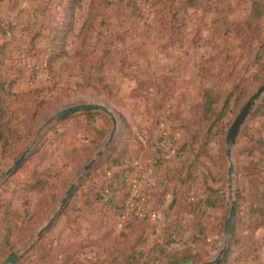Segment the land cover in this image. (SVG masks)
Instances as JSON below:
<instances>
[{"label": "rangeland", "instance_id": "obj_1", "mask_svg": "<svg viewBox=\"0 0 264 264\" xmlns=\"http://www.w3.org/2000/svg\"><path fill=\"white\" fill-rule=\"evenodd\" d=\"M132 1L0 0V24L8 32L0 34V78L16 82V95L3 102L18 135L13 140L6 132L9 146L0 143V262L35 243L67 190L84 174L83 167L106 143L96 150L97 140L75 132L76 123L112 130L111 120L101 113L47 123L66 108L101 104L114 112L117 133L152 140L172 131L188 161L197 163L194 184L202 193L210 192L209 186L219 193V206L213 204L212 212L186 219L189 225L200 222V230L190 240L194 252L182 257L203 264L228 244L220 264H264V96L233 151L239 230L235 239L234 230L229 240L224 237L230 212L226 136L264 85V0ZM211 99L216 114L202 122L205 112L199 106ZM217 115L222 116L218 121ZM65 132L68 136H61ZM206 137L211 142L207 154H201ZM246 147L250 153L240 155ZM86 148L95 154L83 155ZM110 148L84 174L69 214L63 212L53 225L63 233L52 235L67 243L64 249L74 242L85 246L77 250L81 264H110L121 251L117 234L103 238L117 225V217L106 212L112 191L105 167L98 171ZM59 149L80 150L83 163L75 169L76 158H64ZM26 151L22 166L5 178ZM71 237L80 241L71 242Z\"/></svg>", "mask_w": 264, "mask_h": 264}, {"label": "crops", "instance_id": "obj_2", "mask_svg": "<svg viewBox=\"0 0 264 264\" xmlns=\"http://www.w3.org/2000/svg\"><path fill=\"white\" fill-rule=\"evenodd\" d=\"M90 116L92 115L88 114L87 118H90ZM105 120L106 118H104V121ZM119 134L118 132L114 142ZM138 137L145 147L143 149L138 147L137 149L135 146L131 145L130 151L127 154V161L134 167V171L131 175L132 179L138 174L143 177L142 193L149 196L147 210L148 212L157 213L158 220H148L147 223L143 225L136 223V231L132 232L127 226V223H122L123 220L121 221V219L117 217L115 218L117 220V225L112 229L108 227V229L110 228V231H112L114 235H118V239L121 242V250L127 247V249H129V254L136 253L139 255L138 257L141 256V259L136 260V262H149L150 259L148 258H152V261H156L157 264H165L166 258L160 254L156 247L163 246L166 251L178 252L180 255L185 256L194 252L195 245L192 244L190 240L194 236H198V230H200V225L198 224L200 222L196 223L193 221L191 225L187 223L188 221H186V219L189 217L194 218V216L184 209L185 200L194 199L195 201L202 202L203 207L198 212L202 217L205 213L208 214L212 212L213 199L209 196L207 189L202 193V188L199 187L198 184H194L195 182H190V185L193 186L192 191L188 186L179 182L175 177V171L181 169V160H177L173 153L167 156L166 162L160 161L161 157L155 145L156 138H152L151 140L145 135L143 137ZM149 140H151V142L149 146H146ZM104 165L101 168L98 167V171L105 167L106 178L116 172V169L110 162L105 161ZM108 186L111 187L112 185L108 182ZM110 217L114 218V215ZM206 217L208 216L206 215ZM202 222L205 224V221L202 220L201 223ZM57 230L59 231L60 227H54L49 234L47 231L41 239L46 247L50 248L53 243L55 250L59 251L61 247L63 248L64 244L67 245V243L62 241L59 237H57V239L53 237L52 232L54 233ZM63 232L65 234V231ZM58 234L61 235L63 233L59 231ZM140 237H143L147 242L142 245L138 244L137 241ZM69 241H80V237H78V239L71 237ZM176 243L178 244L174 245ZM36 244L37 242L25 253L24 262L20 259L16 264H38V255L31 251ZM62 257L63 256H58L55 260H51L50 263L45 264H52L53 261L54 264H59V261L63 259ZM130 260L126 261L131 264L133 260Z\"/></svg>", "mask_w": 264, "mask_h": 264}, {"label": "trees", "instance_id": "obj_3", "mask_svg": "<svg viewBox=\"0 0 264 264\" xmlns=\"http://www.w3.org/2000/svg\"><path fill=\"white\" fill-rule=\"evenodd\" d=\"M144 1H149V0H144ZM133 3L137 4L138 0H134ZM133 3H131V4H133ZM105 4H108V2H106ZM245 25L248 26L247 23H245ZM12 31H13V29H12ZM0 34H2L3 37H6V35L8 34L6 29H4L1 24H0ZM2 79L3 78H0V143L4 142L3 148H5V147L9 146V142H8L9 137L6 136V132L11 134L10 138H12L13 140H16L18 138L16 131H13L11 128V116H7L9 111H8V108L5 107V104L3 102V101H5V97H13L16 95V93H14V91H13V86L16 85V82L14 80H10L8 83L6 81V79L3 81H2ZM213 102L214 101L211 99L209 101H202V103L200 104L199 107L203 108V110L205 112V115H204V118L202 119V122L205 120L210 121L214 117V115L216 114L215 110L213 108L214 107ZM209 111H211L210 114L212 115V117H207L208 116L207 113ZM92 115L102 116L99 113H94ZM221 117L222 116L217 115L215 120L218 121V119H221ZM166 123H169L168 120L166 121ZM213 124L211 126H213ZM209 130H210V128H209ZM81 131L85 132L88 136L97 140L96 146L97 145L98 146L96 147V150H98L100 148V146L108 139V137L110 136V133H111L107 129L98 128L93 123L78 121V123H76V125H75V132H81ZM170 133H171V137L173 138V141H174L173 153H174L177 160H181V164H182L181 169L175 171V177L179 180V182H181L185 186H188L190 188V190L192 191L193 186L190 185V182L194 183L197 180L196 178H194V175H195L194 167H196L197 163L195 161H192V160L188 161L187 158L190 159L189 154L187 152L181 151V149H180L181 147L179 146V142L177 143V139L173 137V135H174L173 132L170 131ZM67 134H69V133H66V132L61 133V136H66ZM163 134H164V132H161V134H159V136L156 139L155 145H156L157 151L161 157L160 161L166 162L167 156L164 154V148L158 146L162 140ZM147 142L148 143L146 144V146H149V143L151 142V140H149ZM210 142H211V138L208 139L206 137V141L203 142V145L200 148L201 154H205V153L207 154L208 144ZM133 143H135L136 145H139V147L141 149H143L145 147L139 139L138 140L136 139V137L134 136L133 133L124 132L122 134H119L116 141L114 142V144L112 145V147L110 148V150L108 151V153L105 157L106 161L110 162L111 165L116 169V172H114L110 177L106 178V181L112 185L111 187H109V189H111L112 192H111V194H109L106 197L105 201L107 202V206H106L107 211L106 212L108 213L111 211V213L114 216L123 220L124 224L127 223V226L132 230V232H135L136 228H137L136 223L143 225V224L147 223L148 219L147 218H145V219L138 218V217L134 216L132 213H129L126 215L123 213L125 208H126V203L129 200L132 189H133L132 188L133 187L132 186L133 179H132L131 175L134 171V167H133V165L129 164L127 161L128 160L127 154L130 151L131 145L133 146ZM223 143H225V142H223ZM96 150H92L91 148H86V149H83L82 152L84 153L83 155H85V153L87 152L89 155L93 156L95 154ZM247 151H248V153H250V150H247V147H246L244 150H240L239 154L240 155L244 154V153L247 154ZM59 153L61 156H63L66 159H71V158L75 157L76 159H75V162L73 163L75 169L83 163V162L81 163V161H80L81 160L80 150H74L73 152L68 153V152H65V151H62L61 149H59ZM187 156H189V157H187ZM143 180H144L143 177H141L140 182H139V187H140L141 191H143ZM207 181H208V179H207ZM29 185H30V187H32V189L34 187H36L33 184H29ZM48 186L50 187L49 183H48ZM208 188L210 191L208 193H209V196L213 199V204H216L219 206V202H220L219 193L216 190H214L213 188H211L210 186ZM146 196L149 199V196L148 195H146ZM202 205H203L202 202L195 201L194 199H192V200L186 199L185 203H184V209L187 210V212L189 214L193 215L195 218H199L200 215L198 214V212L203 207ZM71 206H72V202H71V204H69L67 209H65L62 216L69 214ZM128 217H131L132 220L129 221ZM254 223H256V227L262 226V224H263L261 222L259 223V221H255ZM54 227H56V226H53L48 231V234L51 233V231L53 230ZM238 230H239V220L236 219L235 228H234V239L236 237ZM111 234H113V232L107 230L104 237H103L104 240L109 238V236ZM146 242L147 241L143 237H140L139 240L137 241V243L140 245H142ZM75 244H77L76 247H75ZM177 244L178 243H176L174 245H177ZM80 248H85V246L79 242H74V243H70L67 246V248L64 249V247L63 248L61 247V249L59 251H56L54 246H53V243H52L51 247L49 248V247H46L43 244V240L40 239L37 242V244L31 249V251H32V253H34V254L36 253L38 255V257H39V263L38 264L50 263L51 260H55L58 256H63L62 257L63 259L59 261V264H81L80 262H78V260L76 258L78 255L77 250ZM156 249L160 252L161 255H163L165 258H167L165 264H190L191 262H193L192 257H182L181 255L177 254L176 252H174V254H172L171 252H166V250H164L163 246L156 247ZM165 253L168 256H166ZM138 256L139 255H137L136 253L135 254H129V249H127V247H125L120 252H118L115 256L112 257V262L110 264H113V263L114 264H124L126 260H130V259L133 260V262H136V260L141 259L140 258L141 256L140 257H138ZM52 264H54V261Z\"/></svg>", "mask_w": 264, "mask_h": 264}, {"label": "water", "instance_id": "obj_4", "mask_svg": "<svg viewBox=\"0 0 264 264\" xmlns=\"http://www.w3.org/2000/svg\"><path fill=\"white\" fill-rule=\"evenodd\" d=\"M264 96V85L261 86L258 91L249 99L246 105L243 107L239 115L236 117L235 121L231 125L228 134L226 136V157L229 161L228 167V205L230 206L229 216L225 220L224 225V237L226 240H229L233 235L234 225L236 221L237 215V203L234 199V185H235V165L231 161L233 157V151L237 144V140L241 129L247 119L250 117L254 109L256 108L258 102ZM92 113H101L107 116L112 122V130L109 138L104 144L103 148L95 155V157L83 167V173L86 174L91 171V169L96 165L98 159L101 158L105 152L111 147L114 139L116 137L118 131V121L116 116L112 110H110L107 106L101 104H82L73 107L66 108L60 112H58L55 117L50 120L47 124L50 123H62L70 119L71 117L78 114H92ZM34 142L33 145H35ZM29 151H26L19 159H17L13 165L6 171L4 177H9L14 174L24 163L27 158ZM84 174L79 177V179L73 183L70 188L67 190L64 198L61 200L58 210L54 213V215L49 219L47 224L39 231L37 234L36 242H38L45 233L56 223L57 219L67 208L71 200L73 199L75 193L77 192L80 182L84 178ZM1 182V181H0ZM33 244H31L32 246ZM30 246V247H31ZM29 247V248H30ZM29 248L24 250H17L12 252L7 258H5L0 264H16L22 256L28 251ZM228 244L225 245L223 249H221L218 255L211 261H207L203 264H220L223 260L224 255L227 252Z\"/></svg>", "mask_w": 264, "mask_h": 264}, {"label": "built area", "instance_id": "obj_5", "mask_svg": "<svg viewBox=\"0 0 264 264\" xmlns=\"http://www.w3.org/2000/svg\"><path fill=\"white\" fill-rule=\"evenodd\" d=\"M163 137L161 142L159 143V147L164 148V154L166 156H169L173 153V138L171 137V133L169 131H163ZM140 176L136 177L135 180L133 179L132 181V192L130 195L129 200L126 203V208L124 210V214H129L132 213L134 216L145 219L147 218L148 220H158V214L155 212H148L147 208L149 205V199L146 195L142 193L139 187V182H140ZM131 264H152L148 261L138 263V262H131Z\"/></svg>", "mask_w": 264, "mask_h": 264}]
</instances>
